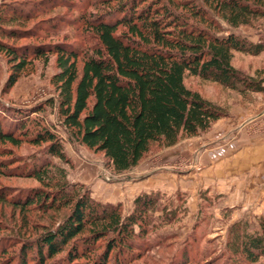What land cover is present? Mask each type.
Returning <instances> with one entry per match:
<instances>
[{"label": "trees", "instance_id": "16d2710c", "mask_svg": "<svg viewBox=\"0 0 264 264\" xmlns=\"http://www.w3.org/2000/svg\"><path fill=\"white\" fill-rule=\"evenodd\" d=\"M60 8L75 14L53 13ZM51 12L30 27L22 25ZM219 19L233 28L264 24V0H1L0 53L10 64L5 83L12 86L36 60L54 54L50 83L56 98L30 110L13 108L11 116L19 118L15 130H2L0 116V142L9 153L22 142L43 145L48 156L68 162L61 134L43 116L26 115L53 107L69 142L102 153L119 174L137 166L154 145L166 148L206 132L229 112L188 87L186 77L216 82L241 96L264 93V67L249 75L231 63L235 52H264V33L257 41L236 32L220 35ZM26 38L34 41L17 42ZM0 155L13 159L12 153ZM32 156L21 161L27 169L22 173L40 187L24 197L2 193L0 200L20 212L31 205L66 212L34 236L21 233L20 228L29 233L21 220L16 235L0 238V264H131L145 255V239L177 214L172 203L161 204L159 191L137 194L123 213L120 203L100 202L88 188L69 183L65 169L49 158L37 165ZM6 164L0 160V170ZM202 196L199 214L208 201ZM203 218L197 214L196 221ZM256 221L252 230L242 218L233 221L217 259L264 264V215ZM193 242L185 240L170 263L206 258Z\"/></svg>", "mask_w": 264, "mask_h": 264}, {"label": "rangeland", "instance_id": "374dc122", "mask_svg": "<svg viewBox=\"0 0 264 264\" xmlns=\"http://www.w3.org/2000/svg\"><path fill=\"white\" fill-rule=\"evenodd\" d=\"M63 11L67 12L68 16H74L75 14L73 10L69 9V11H66L64 8L54 10L53 13ZM51 14L52 12L43 17L29 20L22 25L30 27L33 23L39 22L51 16ZM218 21L221 26L220 35L236 32L251 41H257L259 38L258 33H264V24L260 20L258 23L253 24V26L240 25L237 28L230 27L220 19ZM28 41H34V39L26 38L17 42ZM54 58L55 55L50 54L47 61L43 59L36 60L29 72H23L12 86H8L5 83V78L10 64L7 65L6 57L0 53V116L5 118L2 130H15L17 127L19 118L11 116L13 108L30 110L35 106H41L48 98H56L53 86L50 83V77L56 71ZM231 63L243 73L254 75L257 70L264 67V52L258 55L235 52ZM185 84L191 89L198 91L203 97L225 107L229 112L228 116L216 120L204 133H208L222 119L228 118L231 109L233 110L238 107L243 108L242 113L244 114L242 120L239 121L240 123H237L239 125L238 129L245 127L258 129L264 125V93L252 92L246 96H241L237 92L226 89L216 82L194 76L186 77ZM26 115L29 117L43 116L45 124L51 130L61 134L68 162L48 156L42 149L44 148L43 145L33 146L22 142L18 147L13 148V152H10L13 159L7 158L6 155H0V160L7 161L5 165L6 169L0 170V194L6 193L7 196L24 197L26 191L40 187L35 179L22 173V171H26L27 169L21 164V161H27L29 159L27 157L33 154L30 162L38 165L39 160L43 158L48 160L49 158L53 163L65 169L66 179L69 183L88 188L90 195L100 202L120 203L123 213H127L132 207L133 198L137 195L133 198L130 197L132 192V189L130 191V186H132L130 184L131 179L133 180L147 174V172L140 173L138 171L139 167L143 169L144 166H153L156 167V170L159 164H164L163 168L165 170L173 168L181 171L180 173L182 174L185 170L189 169L188 163L190 162H187L185 159H181L176 164L169 163L168 159H171L170 154L172 155V149H167V147L158 148L154 145L141 161L143 164L140 162L130 170L117 174L113 172L111 164L102 153L94 152L83 145L69 142L63 130L56 124L55 109L53 107L43 106L41 111L37 113H30L28 111ZM252 125L254 127H251ZM191 138L182 139L178 143L183 144ZM5 146H8V144L0 142V154L2 152L10 154L9 150L5 149ZM159 168L161 169V167ZM10 170H20V172L13 173ZM166 174L168 173L162 176L161 181L167 186L169 183ZM179 175L178 173L176 174V183H180L182 187H185L187 191L184 194L187 195L189 193L187 199L184 197L185 195H182L183 192L179 190L170 193H168L167 189L159 191L161 194V204L170 206L172 203L173 208L177 210V214L173 222L164 223L145 239V255L139 257L131 264H172L169 261L170 254L175 253L185 240L193 242L192 239L195 240L193 245L198 247L199 251L208 253L205 256L206 258H204L205 260L201 259L204 256L200 257V255H196L194 257L196 264H225L223 259L217 258L222 252L221 249L226 239V229L228 226L233 221L242 218L244 221H247L249 229L252 230L257 224L256 217L264 215V209L249 210L248 206L243 207L240 201L234 200L230 202L231 200L228 201L227 196L222 195L221 197V194L211 195L207 188L203 189V185H200L199 188H197L196 183L189 186L190 181L185 180L183 183ZM166 186H163V188H166ZM196 190L199 191L195 199L191 196V193L194 192L196 194ZM202 195H207L208 201L206 200L207 202H205L206 207L202 209V214H199L197 213L199 206L205 201ZM262 199H264V195L261 196ZM65 212L64 208L41 211L33 205L29 206L27 210L20 212L18 208L11 206L10 203L0 200V238L10 234L16 235L17 230L21 226V220L24 223L26 222L29 229V233L23 228L19 229L24 236L37 235L47 225L61 218ZM197 214L204 217L203 221H196ZM194 225L193 232H191Z\"/></svg>", "mask_w": 264, "mask_h": 264}, {"label": "crops", "instance_id": "0c3cea01", "mask_svg": "<svg viewBox=\"0 0 264 264\" xmlns=\"http://www.w3.org/2000/svg\"><path fill=\"white\" fill-rule=\"evenodd\" d=\"M242 112L243 108L231 109L230 116L216 123L208 133L188 139L183 144L167 147L172 149L169 163L176 164L181 159L190 162L189 169L183 174L173 168L165 170L164 164H159L156 170L153 166L139 167L140 173L147 174L131 179L130 197L142 192L167 189L168 193L179 190L187 199L189 193L184 194L187 191L185 187L176 183L178 173L183 183L185 180L190 181L189 186L196 183L199 188L203 185L209 194L227 196L230 202L240 201L249 210L264 209V199L261 200L264 195V125L258 129H238L237 123L244 115ZM165 173H168L167 186L161 181ZM198 191L196 194L192 192L191 196L196 199Z\"/></svg>", "mask_w": 264, "mask_h": 264}]
</instances>
